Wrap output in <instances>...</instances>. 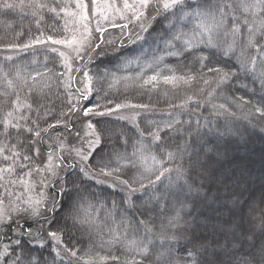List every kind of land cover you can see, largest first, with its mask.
I'll list each match as a JSON object with an SVG mask.
<instances>
[{
  "label": "snow or ice",
  "instance_id": "obj_1",
  "mask_svg": "<svg viewBox=\"0 0 264 264\" xmlns=\"http://www.w3.org/2000/svg\"><path fill=\"white\" fill-rule=\"evenodd\" d=\"M91 5L100 10L94 29L99 33L107 30L100 20L108 21L109 12L137 22L142 31H147L145 21L156 18L150 16V9L162 17L160 39L165 55L192 58L198 65L179 74L169 69L168 75L156 73L143 80L142 87L156 88L162 82L172 87L174 95L179 94L177 90H183L182 102L172 104V108L188 109L191 114L201 109L207 111L211 105L210 116L235 117L236 113L225 103H213L226 87L243 79L252 84L259 82L264 90V0H200L196 4L189 0H122L119 6L110 2L101 5L98 0H91ZM17 8L29 9L41 35L23 45L7 47L48 46L49 51L62 59L64 71L48 67L45 62V71L36 69L35 75L25 74L22 66H14L3 74L7 88L0 92V136L6 143L0 142V236L7 238V243L0 244V264H55L57 257L63 264L61 252L69 258V264H95L97 260L100 264L109 261L112 264H264V216L258 227L230 224L194 239L183 236L188 222L182 213L188 202L208 198L202 182L206 165L201 160L208 153L190 150L188 143L170 148L161 133L179 132L176 125L186 123L185 141L191 138L192 143H197L210 130V120L203 119L202 133L200 118L185 122L173 117L161 123L152 121L141 128L133 116L135 136L122 133L125 138L120 148L123 151L113 146L106 159L103 151L111 136L106 127H97L101 121L95 118L120 109L150 110L149 105L129 102L104 111H96L101 108L99 104L77 107L81 100L90 99L94 77L86 64L73 69V62L83 61L86 54L105 43L102 35L97 37L100 43L92 41L90 5L84 0L71 3L69 0H19L18 3L0 0V13L7 14ZM45 14H51L53 20L68 17L73 26L69 28L65 23L59 38L44 35L41 25L46 22ZM49 26L56 31L55 24ZM52 45L63 46L65 50ZM163 60L164 56H158L154 63L159 65ZM45 78L48 82H44ZM244 87L247 88V84ZM57 101H60L59 113L54 111ZM240 102L248 106V115L253 119L264 118V107L243 97L229 103L240 106ZM77 113L79 127L74 123ZM49 117L54 122H50ZM60 127L74 137L73 141L60 132L52 139L50 130ZM38 145L46 148L43 157ZM113 155L115 160L111 159ZM73 170H78L82 183L84 178H89L120 188V204L112 201V209L102 221L103 227L97 226L96 219L87 213L81 215L82 203L96 193L87 187H75ZM68 185L73 188L69 189ZM49 189L56 190V195L50 198ZM64 194L65 204L59 205L56 196ZM168 196L174 197V202L169 201ZM162 202L172 206L171 215L157 212ZM58 213H63L60 219ZM19 219L25 224L21 225ZM68 220L73 227L93 230L89 235L94 232L99 240L95 253L90 248L78 256L79 249L63 243ZM29 221L38 228L33 230ZM10 232H15V239L9 236ZM181 238L187 243L181 245ZM40 239H46L47 245L37 243L34 247L31 241ZM45 247L52 249L51 261L43 255ZM101 252L106 254L100 255Z\"/></svg>",
  "mask_w": 264,
  "mask_h": 264
},
{
  "label": "trees",
  "instance_id": "obj_2",
  "mask_svg": "<svg viewBox=\"0 0 264 264\" xmlns=\"http://www.w3.org/2000/svg\"><path fill=\"white\" fill-rule=\"evenodd\" d=\"M10 2L18 3L19 0H10ZM189 2L196 4L200 0H189ZM50 15L45 14L46 22L41 25V29L44 35L52 34L59 38L60 30L65 26L66 17L62 20H53L50 19ZM152 16L156 18L155 20L149 19L146 25L147 31L138 34L140 29L135 32L137 34L134 33L131 37L126 34L118 43L109 45L110 49L108 45L102 43L99 48L91 52L90 57L85 55L83 61L75 64V68L77 65L82 67L86 64L89 74L94 77L90 99L81 100L77 107L99 104L101 108L96 109V111H104L107 108L115 109V105L122 103L147 104L150 110L135 109L138 113L136 120L140 122L141 128H145L146 124L150 125L152 121L161 123L173 117L185 122L200 118L202 120L201 132L203 133V119L210 120L208 125L210 130L197 143H192L191 138L185 141L184 129L188 126L186 123L176 125V128L180 129L179 132L173 130L168 134L161 133L162 138L170 148L188 143L190 150L198 152L203 150V152L208 153L207 156L201 157L202 162L206 165L203 169L202 182L205 184L204 191L207 192L208 198L188 202V207L182 213L188 222L187 231L183 236L194 239L196 236L208 235L215 229L227 228L230 224L231 226L243 224L246 227L250 225L258 227L260 218L264 216V118L253 119L248 115V106L244 105L243 102H240V106L229 102L243 97L244 100L251 101L252 104L264 107V90H262L261 84L259 82L252 84L251 81L242 79L235 82L231 87H226L223 90V95L213 101L216 104L225 103L231 111L236 113L235 117L226 114L210 116L211 105L208 106L207 111L201 109L199 112H192L191 114L188 109L172 108V104L178 105L182 102L183 90H177L179 94L174 95L170 85H164L161 82L156 88H153L152 85H143L142 87L143 80L156 73L168 75L170 74L169 69H173L179 74L186 72L188 68L195 69L198 65L192 58H176L165 55L164 45L160 39L162 17L156 15L155 12ZM53 24L56 26L55 32L49 26ZM64 34L66 35V32ZM40 35L41 31L37 30L35 19L30 14L29 9L17 8L7 14L0 13V92L7 88L4 72L9 71L14 66H22L25 69V74L31 72L32 75H35L34 70L36 69L45 71L44 64L47 62L48 67H55L57 71H64V68L61 67L62 59L46 47L14 48L20 50L21 53L11 57V59H6L8 56L4 53L10 49L7 47L8 45H23ZM98 36L100 35L98 34ZM158 56H164V60L156 65L154 61ZM186 65L187 67H185ZM44 82H48L46 78ZM52 83L55 82L52 81ZM16 84L19 82L17 81ZM245 84H247V88L244 87ZM188 94L191 95L192 93L188 92ZM21 96H23V92H21ZM57 105L58 107L54 111L59 113L60 101H57ZM95 119L101 121L97 127H106L111 136L103 151L106 159L109 158L113 146L117 151H123L120 148V144L125 138L121 135L122 133H126L128 136H135L136 134L131 119L125 120L113 114ZM49 121L54 122L52 117H49ZM74 123L76 127H79V113L76 114ZM41 126H44L43 123ZM193 127L195 126L193 125ZM58 132L67 134L65 129L60 127L50 130L49 135H57ZM118 137H120L119 140ZM21 138L23 139V137ZM0 142L6 143L3 136H0ZM25 143L27 144V140ZM38 147H40L43 157L46 148L43 145H38ZM128 151H131V148ZM111 159L115 160V156L113 155ZM120 163L124 164L125 161H120ZM94 167L95 165H93ZM123 178L127 179V175H124ZM72 179L76 180L75 187H87L96 193L95 197H88L82 203L81 215L87 213L96 219L97 226L103 227L102 221L106 212L112 209V201H115L117 205L120 204L122 196L120 188L96 183L89 178H84L82 183L78 170H73ZM68 188L72 189L73 186L68 185ZM48 194L51 198L56 195V190L49 189ZM65 197L66 194L56 196L59 205L65 204ZM167 199L174 202L172 196H168ZM137 204H139L138 201ZM157 212H165L171 215L172 206H166L162 202L161 208ZM62 215L63 213H58L57 218L60 219ZM19 223L24 225L25 221L19 219ZM29 223L32 224L33 230L38 228L36 223L32 221ZM61 223H64L62 219ZM44 227L47 228L48 225L44 224ZM90 231L93 230H81L78 227H73L72 221L68 220L67 226L63 230V243L69 248L79 249L78 256H82L90 248L92 253H95L99 240L94 232L89 235ZM9 236L12 239L16 238L15 232H10ZM41 241L47 245L46 239L32 240L31 243L35 247ZM94 241L95 243H93ZM258 241L259 237H257ZM3 243H7V238L0 236V244ZM186 243L187 240L181 238L180 244ZM42 251L45 259L51 261L52 257L49 252L52 249L45 247ZM104 254L106 253H100V255ZM55 264H61L59 257L56 258ZM63 264H69L67 256H63ZM95 264H100V262L97 260ZM107 264H112V262L109 261Z\"/></svg>",
  "mask_w": 264,
  "mask_h": 264
},
{
  "label": "rangeland",
  "instance_id": "obj_3",
  "mask_svg": "<svg viewBox=\"0 0 264 264\" xmlns=\"http://www.w3.org/2000/svg\"><path fill=\"white\" fill-rule=\"evenodd\" d=\"M71 2H72V0H69V3H71ZM84 2L88 3L90 5L89 15L92 16V23L89 26L93 28L92 41L94 43L95 42L100 43V41L99 40L96 41V39H97V37H100L102 35L103 40L105 41L104 44L108 45V48L110 49L109 45L118 43V41L121 40L124 37V35L128 34V36L131 37V35H133L136 31L141 29L138 26L137 22H135V21L129 22L128 20L121 19L118 14H115L113 12H109V13H107L109 15L108 21H104L103 19L100 20L102 27L107 29V30L104 31L103 33L96 32L94 30L95 29V22H96V19L99 17V11L100 10L92 7L91 0H84ZM106 2L115 3L118 6L122 4V0H98V3L101 5H103ZM71 10L72 9L70 8L69 11H71ZM149 11H150V16H152L154 12H152L151 9ZM148 22H149V20L144 22L145 26L148 24ZM65 23L68 24L69 28H71L73 26L71 19L68 17H66ZM124 24H127L128 27L127 28L122 27ZM75 26L77 28H80L79 23H76ZM80 30L83 31L82 28H80ZM142 33H143L142 30L138 31V34H142ZM98 34L100 36H98ZM135 34H137V33H135ZM66 35H68L67 32H66ZM107 41H111V43H107ZM36 46H40L39 48H44V47L48 48V46H45V45H34V47H36ZM51 47L59 48L61 51L65 50L63 48V46H60V45H52ZM20 53H21L20 50H15L14 48H10V49H8V51H6L4 53V55H6L8 57H13L15 55H19ZM86 55L87 56L89 55V57H90L91 53L86 54ZM77 63L78 62H75V63L73 62V69H75V64H77ZM66 79H67V75H66ZM111 114H113L115 116H119V117H129V119H131V117H133V116H135V118H136V116L138 115V113L135 109H120L119 111L114 110ZM78 126H80V123ZM75 130L76 129H73V132H75ZM65 135L68 136L69 141H73L74 137L72 135H68V134H65ZM51 137H52V139H55L56 135L53 134V135H51ZM109 183H110V181H109ZM42 242L43 241H41L40 243H42ZM53 247H55V245H53ZM57 250H59V249H57ZM61 256H64L63 252H61Z\"/></svg>",
  "mask_w": 264,
  "mask_h": 264
}]
</instances>
